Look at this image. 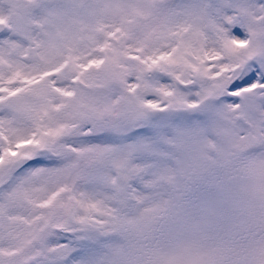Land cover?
Returning a JSON list of instances; mask_svg holds the SVG:
<instances>
[{"label":"snow or ice","instance_id":"1","mask_svg":"<svg viewBox=\"0 0 264 264\" xmlns=\"http://www.w3.org/2000/svg\"><path fill=\"white\" fill-rule=\"evenodd\" d=\"M0 264H264V0H0Z\"/></svg>","mask_w":264,"mask_h":264}]
</instances>
